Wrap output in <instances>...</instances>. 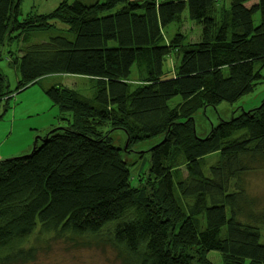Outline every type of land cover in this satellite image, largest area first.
Segmentation results:
<instances>
[{
    "label": "trees",
    "instance_id": "16d2710c",
    "mask_svg": "<svg viewBox=\"0 0 264 264\" xmlns=\"http://www.w3.org/2000/svg\"><path fill=\"white\" fill-rule=\"evenodd\" d=\"M22 1L0 0V48L20 46L19 56L8 52L17 92L63 74L87 78L90 94L44 88L54 124L28 155L0 160V264L32 260L34 232L93 238L122 264H207L212 252L264 264V202L245 180L264 169V99L202 139L193 119L252 95L263 79L264 0L62 1L30 15L27 28ZM184 12L199 38L187 42L178 28L165 39ZM189 78L201 83L196 93ZM167 86L179 103L168 104ZM115 130L125 149L158 139L141 153L142 173L113 144Z\"/></svg>",
    "mask_w": 264,
    "mask_h": 264
},
{
    "label": "rangeland",
    "instance_id": "374dc122",
    "mask_svg": "<svg viewBox=\"0 0 264 264\" xmlns=\"http://www.w3.org/2000/svg\"><path fill=\"white\" fill-rule=\"evenodd\" d=\"M62 1L72 0H23L21 2L20 27L27 28L26 20L30 15H46ZM229 3L230 0H223L220 4L227 7ZM186 16L187 13L184 12L178 27L171 25L167 28L169 30H166L164 34L165 39L171 37L178 28L187 42H194L199 38L200 26L190 22ZM53 25L58 30L64 27L59 22H54ZM18 34H13L12 37ZM8 52L11 54L14 52L19 56L20 46L17 40L14 42L5 41L0 48V74L6 77V81L3 79L4 82H2L0 91L8 89L6 96H8L9 102L7 104L6 98L2 96L3 98L0 100V160L28 155L34 149L35 143L37 147L40 145L41 138L49 130L48 127L54 124L56 110L45 96L44 88L56 84L80 90L85 96L90 94V84L87 78L63 74L44 76L23 92H17L16 67L8 57ZM17 58L15 57V59ZM171 63H168L169 67L172 66ZM261 74L263 79L256 84L255 92L253 91L252 95L241 99L234 105L221 103L216 109L207 107L198 110L193 115L196 137L204 138L211 127L216 126L220 120H228L233 113H238L242 109L248 111L258 106L264 99V68ZM132 82L136 81L133 80ZM188 82L191 93L200 90L201 83L198 79L189 78ZM5 84L8 87H5ZM164 93L169 105L180 102L170 86L164 88ZM119 100L121 105L122 99ZM110 137L121 154L129 160L131 170L139 169V173L143 172L145 164L143 159L147 158L145 154L141 153L147 150L152 143L158 142L156 139L151 143L144 142L125 149L126 136L122 131H112ZM245 177L247 191L257 200L264 202V169L249 173ZM38 234L39 232H34L28 240V245H31L34 250L32 260L21 264H122L112 248L103 243L95 242L93 238H67V240L50 237L37 238ZM204 259L207 264H227L224 257L213 254V252L204 256Z\"/></svg>",
    "mask_w": 264,
    "mask_h": 264
},
{
    "label": "crops",
    "instance_id": "0c3cea01",
    "mask_svg": "<svg viewBox=\"0 0 264 264\" xmlns=\"http://www.w3.org/2000/svg\"><path fill=\"white\" fill-rule=\"evenodd\" d=\"M54 8H55V6H54ZM54 8H53V9H54ZM23 91H24V90H23ZM23 91H22V92H23ZM18 94H19V93H18ZM87 96H89V95H87Z\"/></svg>",
    "mask_w": 264,
    "mask_h": 264
}]
</instances>
